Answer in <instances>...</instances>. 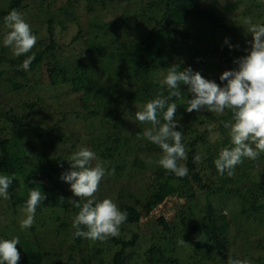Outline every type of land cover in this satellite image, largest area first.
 I'll list each match as a JSON object with an SVG mask.
<instances>
[{
    "label": "trees",
    "instance_id": "trees-1",
    "mask_svg": "<svg viewBox=\"0 0 264 264\" xmlns=\"http://www.w3.org/2000/svg\"><path fill=\"white\" fill-rule=\"evenodd\" d=\"M57 3L58 0H40V7L35 9L46 17L47 36L41 37L31 52L17 57L3 45L4 35L10 31L5 17L13 9L30 25H34L32 18L42 17L32 13L30 0H0V175L13 177L8 189L10 198L0 197V240L19 237L18 264H90L88 256L83 255L85 251H94V256L101 258L96 264H103L102 258L111 253V264H182L175 249L181 240L185 243L180 245L189 249L191 264H214L231 251L232 244H237L232 242L233 226L241 223L237 232L242 234V229H250L251 221L258 219L264 209L258 200L264 192V180L255 175L257 169L252 162L244 158L231 177L221 175L214 164L220 149L231 147L230 129L224 123L234 122L232 112H187L186 100L192 95L189 86L181 83L184 99L175 101V119L187 150L189 174L184 178L160 169L162 150L143 137L144 130L151 125L139 122L135 113L157 95H168L167 85L162 84L168 68L191 67L202 76L214 68L203 57L215 53L216 46L204 42L209 35L201 34L199 28H207L204 31L209 34L214 33L212 28H228L225 11L236 20V30L240 21L263 20L264 0H86L87 30L76 13L79 0H66L58 6ZM53 7L56 14L51 12ZM139 8L144 13L139 14ZM112 13L117 14L111 17ZM56 22L61 32L74 26L78 31L69 43L68 54L58 38ZM32 31L38 35L36 30ZM116 33L107 43L110 36L106 35ZM99 38L104 40L102 47ZM231 45L221 51L227 56L222 61L230 65L229 70H238L234 62L237 59L232 56L238 44ZM193 52L197 54L192 56ZM33 53L35 59L29 69H22L20 65ZM215 82L221 87L227 83L221 82L219 76ZM26 90L29 92L25 96ZM53 105L60 111H52ZM87 114L101 119L106 127L103 136L97 133V126ZM78 120L88 123L91 135L87 144L105 162L107 173L116 176L123 171L127 158L134 159L137 176L157 170L152 173L153 182L148 184L149 196L144 193L139 199L127 181L117 199H113L128 217L121 225L120 235L106 240L110 243L108 248L103 242L73 236L72 224L79 209L70 201L78 202L79 197L61 179L63 173L72 170L67 152L70 141L63 124ZM208 124L211 133L205 127ZM32 134L37 136L38 145L30 140ZM214 134L220 140L211 144ZM209 145L218 152H210L209 156ZM202 147L204 155L200 154ZM197 154L202 156L199 162L194 161ZM262 158L263 154L257 157ZM31 160L35 162L32 170L21 173ZM192 185L197 186L195 191ZM33 188L43 192L46 199L37 207L32 227L22 230L20 221L26 218L23 209ZM168 199L186 202L177 214L188 223L186 233H181L182 228L177 226L172 228L162 217L159 223L163 238L152 237L160 233L159 228L146 216L155 214ZM145 218L151 227L155 225L151 235L150 230L143 234ZM169 244L174 247L167 249ZM148 245L151 246L142 249ZM165 252L171 257L166 258Z\"/></svg>",
    "mask_w": 264,
    "mask_h": 264
},
{
    "label": "clouds",
    "instance_id": "clouds-1",
    "mask_svg": "<svg viewBox=\"0 0 264 264\" xmlns=\"http://www.w3.org/2000/svg\"><path fill=\"white\" fill-rule=\"evenodd\" d=\"M5 21L10 31L4 35L3 45L11 48L17 57L31 52L38 42V36L33 33L24 16L13 9ZM246 23L253 37L250 52L234 61L238 64V70L223 72L220 81H227L223 87L214 80L204 78L200 72H194L191 67L178 70L179 66L174 65L168 68L166 78L162 81L169 89L168 95H157L144 105L143 110L135 113L139 122L151 125L144 130L143 137L162 150L163 156L158 164L178 178L189 174L188 167L180 163L187 159V150L182 142L183 133L177 130L179 122L175 119L178 109L175 101L184 99L181 83L189 86L188 92L192 95L191 99L186 100L187 112L206 109L222 115L227 109L233 114L234 122L224 123V127L230 129L231 147H224L214 161L221 175L226 173L229 177L233 176L236 166L242 164L244 158L256 160L264 152V24H254L251 18ZM225 43H228L227 39ZM34 59L33 53L20 67L27 71ZM209 131L212 132L211 126ZM95 159L93 150L86 146L80 147L70 157L72 170L63 173L61 179L69 183L74 195L79 197L78 202L70 201L79 209L72 224L75 229L73 236L104 242L120 235L121 225L127 220L128 213L121 211L111 198L97 199L95 194L99 191L106 169L100 163L93 166ZM200 160L201 156L195 155L194 161ZM12 183V176L0 175V197L5 200L10 198L8 189ZM45 199L46 195L38 189L33 188L29 192L23 209L26 218L20 221L22 230L32 227L36 209ZM180 243L185 241L181 240ZM19 244L18 236L0 240V264H18ZM228 264H250V261L230 257Z\"/></svg>",
    "mask_w": 264,
    "mask_h": 264
},
{
    "label": "rangeland",
    "instance_id": "rangeland-1",
    "mask_svg": "<svg viewBox=\"0 0 264 264\" xmlns=\"http://www.w3.org/2000/svg\"><path fill=\"white\" fill-rule=\"evenodd\" d=\"M253 1V0H252ZM30 2L32 3V13H37L41 15V19H34L32 18L34 25H31L32 30H36L38 32V40L41 37H45L47 36V29L48 26L46 25V17L45 15H43L42 13H39L35 8L40 7V0H30ZM59 3H57V6L60 3H64L66 2V0H58ZM80 3H77V9H76V13L79 16V20L81 22V24L83 25L84 29L87 30L88 29V22H89V17H88V13H87V9H86V0H79ZM203 6L204 8L207 7V2L204 1L203 2ZM162 8H164L162 6ZM145 10V8H143ZM51 12L53 14H56L55 12V8L53 7V9L51 10ZM137 12L139 14H142L144 12H142L139 8V10H137ZM120 13V11H119ZM117 13H112L111 17L115 16ZM32 17H34L33 14H31ZM58 16V15H56ZM224 16H226L225 19V24L226 26H228V28H212L214 29V33H208L206 30L207 28H199V32H201V34L205 35L208 34L209 37L204 39V42L210 41V43H212V46H216L214 48V50L216 51L215 53H206V55L203 57V61H205V63H213L214 65H212V67H214L211 70H207V75H203L204 77H208V80H214L216 81V79L218 78V76L220 77L223 72L228 71L229 70V64H227L225 61H222V57L227 58V56L224 55L223 52H221L223 50V48H231L229 47V45L231 44H238L239 47H235L236 50L232 51V56L236 59H239L240 57L246 56L248 55V48H251V44L250 42L252 41L253 37L252 34L248 31L249 29V25L247 23H242L240 21L241 24H238L240 26L239 30H236L235 28H233V26H235L237 24L236 20H232L230 18H232V15H230L231 17L229 18V14L225 11ZM60 18L57 17L58 21ZM252 20V19H251ZM264 21V19L262 20H252V23H260ZM247 24V25H245ZM75 27V26H74ZM70 28L64 32H61V29L58 27L57 22L55 23V28L57 31V34L59 35L58 38L60 40V43L62 44V47L66 50V54H68L69 51H71V49L69 48V43L70 41L73 39V37L75 36V34L78 32L76 28ZM0 28H3L2 26ZM210 29V28H209ZM102 34L100 33V36ZM118 33L116 34H108L106 36H110L107 39V43L110 40L111 36H117ZM215 35V38H213V36ZM239 38V39H238ZM228 40V43H225V40ZM98 41L101 43L99 44L102 47V42L104 41L103 39L99 38ZM238 41L240 43H238ZM106 43V44H107ZM104 44V43H103ZM196 46V45H195ZM206 46V45H204ZM204 49H206V47H204ZM235 46V45H234ZM201 47V46H200ZM202 48V47H201ZM221 49V50H220ZM196 50V49H195ZM191 51V50H189ZM192 56L196 55L197 53H191ZM199 58L201 59L202 54L201 52L198 53ZM206 73V72H205ZM202 75V73H201ZM27 92H29V90H26L25 92V96L27 95ZM64 101L67 102V98H64ZM56 108V105H53L51 107V110L54 111ZM80 109H82L80 107ZM55 111H60V110H55ZM195 111V110H194ZM202 111V110H201ZM88 116V114H87ZM88 119L90 121H93L95 123V126H97V133L98 134H102V136L104 135V131H102L103 129H106V127H104L102 125V121L101 119H96V118H91L88 116ZM64 126H66V132H67V136L69 138L70 143L67 146V152L69 153V159L68 161L71 163L70 161V157L71 155L77 151L80 147H89L91 150L92 148L89 146V144H87L88 140L90 139L89 135H91L90 130L87 129L88 123H86L84 120H78V121H70V125L67 124H63ZM211 126L210 124L205 125V127ZM102 127V128H101ZM148 128V127H147ZM74 134V135H73ZM77 138L79 140V142L77 141ZM211 139V144H214L215 139L216 140H220V137H217L216 134H214L212 137H210ZM30 140L32 142L35 143V145H38V139L37 136H35L34 134H32L30 136ZM74 145L77 146V149H74ZM213 145H209L208 149H207V154L210 156L211 153L210 152H218V150H214L212 147ZM201 152L200 154H205V150L202 147L201 148ZM221 151V149H220ZM219 151V152H220ZM263 154L264 157V152L260 153ZM201 156V155H200ZM202 157V156H201ZM248 162H252L253 166L255 167V169H257V171L255 172V175H258L260 177V179L264 180V158L262 159H256V160H250L247 158ZM126 167L123 171H120L119 173L112 176V174L107 173L106 171V175L103 178V180L101 181L100 184V188L99 191L95 194L96 197H100V198H106V197H112L111 199L116 200L121 189L126 187L127 181L131 182V185L133 188V193H135L139 199H141V196L146 193L149 196L148 193V184L153 182L154 178L152 176V173H154L157 170H152L149 174L145 173L142 176H137L139 174L138 169H136L133 166V162L134 159L133 158H127L126 159ZM187 159L183 160V164L186 165ZM34 160H31V162L20 172L25 174V171H30L32 170V168L35 166L34 164ZM100 163L102 164L105 169H106V164L103 160L99 159L98 156H96V159L92 162V165L95 166V164ZM72 168V166H71ZM160 169L164 171V169L160 166ZM251 169H249L247 172H249ZM259 171V172H258ZM246 172V173H247ZM175 185H177V183H175ZM192 189L193 191H195L197 189V186L192 185ZM127 200H130L129 198H126ZM135 200V199H134ZM258 200L261 203V205L264 206V192H262L261 195H258ZM186 202L184 200L178 201L176 199H168L164 204L160 205L157 209L155 214H151L146 216V218L148 219V221H150L151 223L157 224L158 228H159V232L160 233H155L152 235V237H156L159 236L163 238L162 233V225L159 223V219L160 218H164L166 220V222L168 223L169 226H171L172 228L177 226L179 228H182L181 233H186V227L188 226V223L186 221H184L181 217L177 216V214L179 213V210L184 206ZM137 206H139V204H137ZM141 207V206H140ZM183 209V208H182ZM229 212V211H227ZM220 214V212H218ZM225 214V213H223ZM228 219L230 220L231 215L230 212L228 213ZM227 216V215H226ZM217 217H220V215H217ZM145 218V223L142 224V229L144 230V235L148 233V230L150 235L155 232V230H153L154 226L152 227L146 222L147 219ZM251 228L247 229L243 228L242 230V234L238 235L237 230H241V226L242 224L239 223L236 226H233L234 228L232 229V242L236 241L237 244H232V248L231 251L226 254V255H222L221 257L217 258L216 261L214 262V264H228V260L229 258H233V259H247L250 261V264H264V209L262 211V215L258 216V219H256L255 221H251ZM130 227V226H129ZM180 233V234H181ZM127 236V233H126ZM131 237V234L128 235V238ZM103 243H105V248H108L110 246L109 242L104 241ZM163 243V240L161 242V244ZM152 244H154V241L152 240ZM151 244V245H152ZM151 245L146 246L145 248L142 249H146L148 247H150ZM177 248L176 252L179 254L178 256L181 259L182 264H191V260L189 259L188 253H189V249L187 247H182L180 245V243H178L177 245H175ZM93 248H96L95 245H92ZM174 246L173 244H169L167 249H172ZM94 252V251H93ZM93 252L91 251H85L83 253V255L85 257L88 256V260L90 261V264H96L99 262V260L101 258L95 257ZM114 252H116V250H114ZM165 257L169 258L171 257L169 253L165 252ZM78 258V256H77ZM136 258V257H133ZM103 259V264H111L113 263V253H111V255H106L104 256ZM143 259V258H141ZM146 259V258H145ZM101 263V262H100ZM160 264V263H159ZM168 264V262H167Z\"/></svg>",
    "mask_w": 264,
    "mask_h": 264
}]
</instances>
